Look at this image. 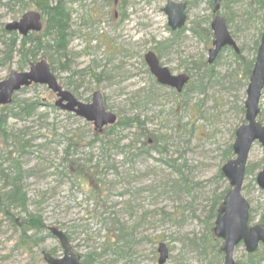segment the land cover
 <instances>
[{
	"label": "rangeland",
	"instance_id": "1",
	"mask_svg": "<svg viewBox=\"0 0 264 264\" xmlns=\"http://www.w3.org/2000/svg\"><path fill=\"white\" fill-rule=\"evenodd\" d=\"M16 1L0 0V36L4 26L24 12L37 11L30 0ZM73 1L68 4L66 52L54 53L52 64L40 55L23 66L14 51L3 63L0 39V81L12 72H27L46 58L59 86L77 101L89 104L92 93L99 92L106 111L118 121L138 119L147 136L141 138L132 122L128 128L109 133L106 127L98 133L91 124L53 107L56 98L45 86L21 90L13 100L36 105L30 117L10 119L4 132L26 143L18 159L27 206L24 212L11 214L19 223L35 217L44 228L62 231L81 262L90 257L91 264H157L156 246L162 242L169 249L164 264H207L214 249L200 255L192 242L208 239V210L228 188L220 170L234 159L231 146L236 129L244 124L248 84L243 61L236 60L232 50L221 51L212 65H206L212 0H118L115 9L112 0ZM167 1L187 5L180 34L167 27L162 13ZM49 2L53 5L56 0ZM218 14L226 20L241 58L254 61L264 11L249 0H223ZM148 51L173 75L190 77L181 95L155 83L143 62ZM208 68L213 69L212 78L199 82L200 76L209 75ZM145 96H149L147 111L135 110L136 101ZM259 110L264 122V89ZM2 139L0 151L13 153L15 147L9 142L5 146ZM17 156L13 153L11 158ZM246 168L250 173L244 178L242 196L249 204V225L254 226L264 214V191L255 183L257 173L264 170L259 145L252 146ZM14 227L19 229L18 223L0 212V264H45L42 251L61 256L51 236L31 252L18 248L19 232ZM116 229L127 234L116 242L124 254L111 244L119 235ZM262 248L255 253L259 255ZM245 257L244 247H236L234 262Z\"/></svg>",
	"mask_w": 264,
	"mask_h": 264
},
{
	"label": "water",
	"instance_id": "2",
	"mask_svg": "<svg viewBox=\"0 0 264 264\" xmlns=\"http://www.w3.org/2000/svg\"><path fill=\"white\" fill-rule=\"evenodd\" d=\"M117 0H114V5ZM222 0H213L212 14L215 15L210 23L212 33L211 48L208 50L207 64H212L223 48H231L235 53L238 49L229 34L226 22L216 15ZM186 5L167 1L162 13L166 17L168 28L174 32L184 27L186 22ZM6 32H15L20 37L41 30L40 15L36 12H27L17 21L8 23L4 27ZM144 62L151 76L157 84L173 89L180 93L188 82L184 74L172 75L159 65L158 59L152 52L144 55ZM30 85L45 86L55 95L54 107L59 110L74 114L76 117L92 123L95 130L115 124L116 117L105 110L103 97L99 92H94L89 104L78 102L72 94L63 90L57 83L54 75L50 73L49 66L44 60L31 65L27 72H12L0 81V107L11 103L12 95L23 87ZM264 87V26L259 39L256 57L245 91L244 102L245 124L238 127L234 133V142L231 146L234 159L228 161L222 168L221 174L227 180L230 189L224 195L217 210L212 234L220 241L219 252L223 255L222 264H234L233 253L235 247L242 244L246 254H253L259 245H264V229L260 225L249 226V205L241 196V187L245 166L251 146L257 143L264 154V123L257 121L259 114L258 103ZM257 187L264 191V170L255 177ZM60 246L62 256L53 258L43 252L45 264H82L80 257L73 253L66 235L57 229L47 228ZM157 264H164L168 259V249L164 243L157 246Z\"/></svg>",
	"mask_w": 264,
	"mask_h": 264
},
{
	"label": "trees",
	"instance_id": "3",
	"mask_svg": "<svg viewBox=\"0 0 264 264\" xmlns=\"http://www.w3.org/2000/svg\"><path fill=\"white\" fill-rule=\"evenodd\" d=\"M31 3L34 6V9L37 10V12L40 13V15L45 18L43 22V28L41 30V34L35 33L29 34L26 37L18 38L17 34L14 32H6L3 29L1 30V34L4 36L3 38L5 40H1V44L8 48V51H17L20 62L23 66H29L38 56H45L50 64H52V56L54 53H58L59 55H63L66 52V40L68 38V25L67 22L70 21V13L68 6H64L60 0H58L53 5L50 4L48 0H30ZM105 3H109V0H104ZM72 3V0L70 1ZM74 2V1H73ZM113 3V0H112ZM250 5H254L257 7V9L264 11V0H249ZM184 29H182L179 32H176L174 34H180ZM207 32L208 30L205 29ZM18 41L19 46L16 47V42ZM233 57L236 60H242L245 70L243 71L244 77L249 78L250 71L252 68V61L246 62L241 58V51L239 50L238 54H234L232 52ZM45 58V59H46ZM10 59V55L4 54V61H8ZM51 66V65H50ZM53 69V68H51ZM207 72H209V75L206 76V74L200 76L199 82L208 81L210 78H212L213 69L208 68ZM149 97V96H148ZM17 105V106H16ZM18 108V109H17ZM17 109V111H16ZM35 111V107L32 105V103L24 102L22 106L20 105V102L17 103L16 101H12L11 105L9 107H4L0 109V114L7 113L10 115L11 118L20 120L22 117H29L32 115ZM5 117L0 115V137L3 139L1 140L2 143L7 146L8 142L11 144V147H15V151L13 150L14 154H17L18 157L24 152L23 147L25 145H22V142L19 141L17 137H6L4 135V131L1 128V124H5ZM135 123L137 125V129L140 132V137L145 138L146 132L143 129V124L139 122L138 119L134 118L132 120H120L117 122V124L113 127H109V133L114 130V128L118 127H126L132 123ZM147 140V139H146ZM147 144V142H146ZM17 147V148H16ZM5 150V151H4ZM0 151V155H9L12 156L13 153L6 152V149ZM156 152L161 154L159 150L156 148L154 149ZM138 154V153H137ZM147 155L148 152H145ZM3 163H5V160H1L0 157V180L3 181V186L0 188V212L3 214V216L8 217L12 220L14 225L19 226V229H16L19 232V239H18V248H22V250H25L27 252H31L32 249L38 248L40 244H42L45 240V237L50 236L49 233L46 232L44 236L43 233L45 232V228L42 225V222L35 217H30L29 220L20 221V223L17 221V219L11 214V211L13 210H19L24 212L26 210L27 206V199L26 195L23 191V188L20 184L21 182V172L17 171L16 173H8L9 171L7 168L3 167ZM250 171L246 169V175L249 174ZM15 174V175H13ZM12 175L13 177H9ZM222 196V195H221ZM222 197L218 198L216 202H214V205H211L208 214L205 218V229L207 233V238L205 241L196 240L192 242L193 247L195 249H200L199 252L200 255L205 254L206 250L208 248L214 249L215 255H213L212 259L207 262V264H220L222 255L219 252V242L215 240L211 233L212 223L216 215L217 207L219 206V202L221 201ZM220 200V201H219ZM219 201V202H218ZM259 225H261L264 228V214L261 217V220L259 222ZM119 232V235H116V239L111 241V244L115 247L116 252H120L121 254H124L125 251L124 247L120 249L116 248V242H119L124 238L127 234L123 233L121 229H116ZM115 242V243H114ZM212 242L214 245H212ZM125 250H127L126 244ZM218 248V249H217ZM263 252H260L258 255V252L252 255H246L245 259L239 263L236 264H264V248ZM114 251V252H115ZM52 255H54L53 251L50 252ZM88 260H82V264H91L92 259L90 257H87ZM91 260V261H90Z\"/></svg>",
	"mask_w": 264,
	"mask_h": 264
},
{
	"label": "bare ground",
	"instance_id": "4",
	"mask_svg": "<svg viewBox=\"0 0 264 264\" xmlns=\"http://www.w3.org/2000/svg\"><path fill=\"white\" fill-rule=\"evenodd\" d=\"M22 1H24V0H17L15 3H17V4H19L20 2H22ZM49 1V0H48ZM58 0H56V2H57ZM61 1V3L65 6H68V4H71V0H60ZM72 2H73V0H72ZM69 22L70 21H68L67 22V25H68V30L67 31H69V29H70V26H69ZM4 31H5V29H4ZM174 34V33H173ZM4 36L1 34V36H0V39H3V40H5L6 41V39H4L3 38ZM67 44H68V42H67V40H66V48H67ZM3 49H4V52L7 54V55H10V59H11V56L14 54V51H11V52H9L8 51V48L7 47H5L4 45H3ZM44 61H46L45 59H43ZM6 62V61H5ZM46 63L48 64V66H49V70H50V73L52 74V75H54L53 74V70L51 69L52 67L50 66V64L46 61ZM149 100V97L148 96H145L144 98H142V100H138V101H136V104H135V110H140L141 109V111L140 112H143V113H145V111H147V110H145V108H148L147 107V104H149L148 102H145V101H148ZM17 103H19V102H17ZM24 102H22L21 101V103H20V105L22 106V104H23ZM32 105L35 107V105H36V103H32ZM17 106V105H16ZM52 107V106H51ZM53 107H54V105H53ZM138 107V108H137ZM18 109V108H17ZM17 109H16V111H17ZM110 113V112H109ZM0 115H2V116H4L5 117V119H6V121H5V124L3 123V124H1V128H2V130L5 132V128H6V125H7V122L10 120V119H13V118H11L10 117V115L9 114H7V113H3V114H0ZM31 116V115H30ZM29 116V117H30ZM115 116V115H114ZM26 118H28V117H22L20 120H16V119H13V120H16V121H22L23 119H26ZM117 122H118V120H117V118H116V121H115V124H117ZM92 126H93V124L92 123H90ZM123 128H128V126H126V127H123ZM1 132V131H0ZM26 143H24V142H22V145H25ZM23 149H25V147H23ZM0 157H1V160H5V163H3L2 165L4 166V164H6V167L4 166V168H7V170L9 171L8 173L10 174H12V173H16L17 171H20L21 172V177H22V175H23V173H22V168H21V163H20V161H19V159H18V156L15 158V160L13 159V158H11L8 154L7 155H0ZM13 175H15V174H13ZM10 178L11 177H13L12 175H10L9 176ZM245 178V177H244ZM225 179V178H224ZM243 181H244V179H243ZM3 182V181H2ZM258 188V187H257ZM259 189V188H258ZM259 190H261V189H259ZM261 191H263V190H261ZM26 195V194H25ZM26 199H27V196H26ZM261 220V219H260ZM206 226V225H205ZM46 229V228H45Z\"/></svg>",
	"mask_w": 264,
	"mask_h": 264
},
{
	"label": "flooded vegetation",
	"instance_id": "5",
	"mask_svg": "<svg viewBox=\"0 0 264 264\" xmlns=\"http://www.w3.org/2000/svg\"><path fill=\"white\" fill-rule=\"evenodd\" d=\"M114 15H116V12L114 13Z\"/></svg>",
	"mask_w": 264,
	"mask_h": 264
}]
</instances>
